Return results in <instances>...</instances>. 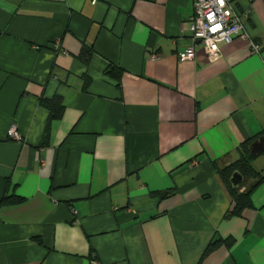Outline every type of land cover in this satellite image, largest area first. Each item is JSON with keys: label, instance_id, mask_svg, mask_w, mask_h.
Masks as SVG:
<instances>
[{"label": "crops", "instance_id": "obj_1", "mask_svg": "<svg viewBox=\"0 0 264 264\" xmlns=\"http://www.w3.org/2000/svg\"><path fill=\"white\" fill-rule=\"evenodd\" d=\"M234 1L211 61L192 0H0V264H264V181L227 216L220 174L264 135V0Z\"/></svg>", "mask_w": 264, "mask_h": 264}, {"label": "built area", "instance_id": "obj_2", "mask_svg": "<svg viewBox=\"0 0 264 264\" xmlns=\"http://www.w3.org/2000/svg\"><path fill=\"white\" fill-rule=\"evenodd\" d=\"M193 14L189 21V31L193 43L200 44L209 60L220 57L219 43L229 42L234 37H247L243 18L249 10L240 13L235 8L234 0H192ZM257 50V45H252ZM193 46L179 53V58L188 60L193 57ZM8 136L19 139V134L12 127ZM92 264H97L93 261Z\"/></svg>", "mask_w": 264, "mask_h": 264}, {"label": "trees", "instance_id": "obj_3", "mask_svg": "<svg viewBox=\"0 0 264 264\" xmlns=\"http://www.w3.org/2000/svg\"><path fill=\"white\" fill-rule=\"evenodd\" d=\"M88 54H89V50H85V55H88ZM106 72L110 76H114L116 78H119L120 69L115 67V66L110 65L107 68ZM41 104L49 110L51 118H57L60 116L61 111H62V106H61V100L59 97H53L51 99H46V100L43 99V100H41ZM261 134H264V133H261ZM255 138H257V137H254L250 141H246L245 143H243L241 145L242 154L238 160H236L235 162H233L229 166H226L225 168L220 170V174L223 177V180L225 181V183L227 184V187L229 189V193L231 195V198H232V201L234 204L232 209L230 211H228L227 216L240 214L244 208L249 207L251 205L250 197H249L250 191L256 185V183H255V185H252L248 191L239 192L238 189H239L240 185L242 184V182L244 181L245 178H247V177L255 178L257 180V182L264 181V176H261V174H259V172H257L252 167L251 160L254 156H252L248 151V145ZM235 171L239 172V174L242 176L241 181L236 186H234L231 182V175ZM4 202L12 203V202H15V199L7 197L4 199ZM231 242H232L231 239L227 240V244H230ZM213 248H214L213 246L207 247L205 249V251L203 252V254H202V256H201V258L197 264H200V262L204 258V256H206Z\"/></svg>", "mask_w": 264, "mask_h": 264}, {"label": "water", "instance_id": "obj_4", "mask_svg": "<svg viewBox=\"0 0 264 264\" xmlns=\"http://www.w3.org/2000/svg\"><path fill=\"white\" fill-rule=\"evenodd\" d=\"M248 150L252 156H257L261 153H264V135H261L253 140L249 144ZM241 179L242 176L237 171L233 172L231 175V182L234 186H236L241 181ZM214 240H217V236L214 238Z\"/></svg>", "mask_w": 264, "mask_h": 264}]
</instances>
